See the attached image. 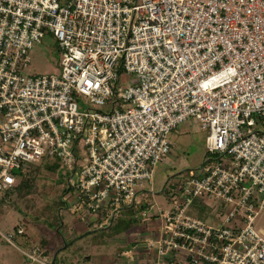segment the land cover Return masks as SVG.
Here are the masks:
<instances>
[{"label":"built area","instance_id":"1","mask_svg":"<svg viewBox=\"0 0 264 264\" xmlns=\"http://www.w3.org/2000/svg\"><path fill=\"white\" fill-rule=\"evenodd\" d=\"M48 35L60 73H24ZM188 117L208 131L210 159L168 207L145 208ZM45 158L77 210L107 211L102 225L127 208L161 218L142 264H264V0H0V193ZM204 197L222 224L190 215Z\"/></svg>","mask_w":264,"mask_h":264},{"label":"rangeland","instance_id":"2","mask_svg":"<svg viewBox=\"0 0 264 264\" xmlns=\"http://www.w3.org/2000/svg\"><path fill=\"white\" fill-rule=\"evenodd\" d=\"M31 58L24 70L28 75L61 71V53L51 35L34 46ZM129 80L134 82L136 78L127 77L124 82ZM80 101L82 105L85 102L83 97ZM88 105L85 103L84 109ZM207 135L208 131L194 117H188L172 131L168 158L155 166L154 183L147 185L141 195L145 208L156 204L168 207L171 198L181 194L180 187L189 172L200 170L210 159L205 143ZM44 160L58 161L57 158ZM64 171L61 166L60 173L65 178L46 168L33 170L27 177L29 193L23 196L0 193V264H142L145 249L141 239L162 229L161 218L144 222L139 208H127L118 212L112 223L110 220L102 225L107 211L99 212L95 218L97 226L93 228L97 230L76 240L88 230H82L80 223L93 215L86 210H74L79 203L75 194L68 197L67 193L63 194L67 185ZM61 197L70 201L73 208L66 209ZM189 213L204 220L214 218L218 224L225 218L217 200L207 197L196 199ZM257 220L258 227L264 226V213ZM20 227L23 235H16L12 242L4 238ZM128 250L137 252L133 259L124 255Z\"/></svg>","mask_w":264,"mask_h":264},{"label":"trees","instance_id":"3","mask_svg":"<svg viewBox=\"0 0 264 264\" xmlns=\"http://www.w3.org/2000/svg\"><path fill=\"white\" fill-rule=\"evenodd\" d=\"M60 167H61V164L60 162L58 161H55V162H51V161H41L39 163H34V164H28L27 165V168H28V171L26 172L27 174H24V173H21V172H17L19 174V177H20V182L19 184L15 187V189L11 192V193H7L8 195L9 194H19L21 196L27 194L30 192V187L27 183V177L28 175L30 174L31 171L33 170H38L40 168H46L47 170L49 169L50 171L52 172H58L60 176H62L63 178H65L61 173H60ZM67 181V180H66ZM71 192L70 188H69V184H68V181H67V185L66 187L64 188V191H63V194H66L67 193V197H68V194ZM6 194V195H7ZM63 197V196H62ZM61 197V202L62 203H65L66 204V209H69L71 208V203L70 201H65L63 198ZM66 197V198H67ZM63 217H62V222H63ZM19 229V228H18ZM18 229L16 231V235L19 236L18 234ZM97 229H94V230H89L87 232H85L84 234L80 235L77 239L79 238H82L84 237L85 235L87 234H90L92 232H95ZM23 235V234H22ZM73 240H71L70 242H68L67 244L70 245L72 243Z\"/></svg>","mask_w":264,"mask_h":264},{"label":"crops","instance_id":"4","mask_svg":"<svg viewBox=\"0 0 264 264\" xmlns=\"http://www.w3.org/2000/svg\"><path fill=\"white\" fill-rule=\"evenodd\" d=\"M73 208V206H71V209ZM74 210H77L76 208H74ZM78 211H80V210H78ZM82 211H84V210H82ZM92 215V218L90 217V219L89 220H87V222H81L80 224V226L83 228H81L82 230H86V229H88L87 231H89V230H94L93 228L95 227V226H97V224H96V219L95 218H97V213H92V212H90ZM74 227V230H77V228L75 227V225H73ZM70 229V228H69Z\"/></svg>","mask_w":264,"mask_h":264}]
</instances>
